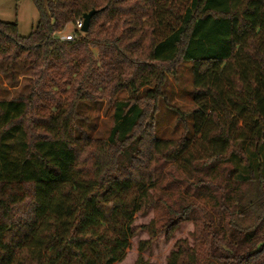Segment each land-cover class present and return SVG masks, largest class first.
I'll use <instances>...</instances> for the list:
<instances>
[{
  "label": "trees",
  "instance_id": "trees-1",
  "mask_svg": "<svg viewBox=\"0 0 264 264\" xmlns=\"http://www.w3.org/2000/svg\"><path fill=\"white\" fill-rule=\"evenodd\" d=\"M31 1L28 36L0 21L9 83L15 65L35 74L0 99V264H116L150 209L151 239L194 226L166 264H264V0ZM90 11L86 33L60 40ZM182 64L194 109L179 137L156 138ZM59 79L62 99L45 90ZM84 101L114 108L106 139L79 125Z\"/></svg>",
  "mask_w": 264,
  "mask_h": 264
},
{
  "label": "rangeland",
  "instance_id": "rangeland-1",
  "mask_svg": "<svg viewBox=\"0 0 264 264\" xmlns=\"http://www.w3.org/2000/svg\"><path fill=\"white\" fill-rule=\"evenodd\" d=\"M38 19V11L31 0H0V21L16 23L21 36H28ZM72 30V25H67L62 34ZM92 52L96 59L98 49H93ZM5 69V64L0 62V99L9 100L19 95L28 94L35 80L34 71L25 70L15 65L17 84L11 86L12 84L9 83L4 74ZM176 71V76H168L164 88L165 104L169 106L163 104L164 100L160 101L158 113L153 123V134L156 138L172 139L179 137L183 132V126L179 122L180 114L185 115V119L189 120L188 114L194 109L190 95L192 80L190 66L187 64L179 65ZM69 88L70 86L66 84V81L59 79L57 83L49 84L45 90L52 94L55 93L61 98V95L65 94ZM117 99L125 101L126 94H120ZM113 111L114 108L107 107L104 102L100 105L99 103L84 101L79 109L80 119L78 123L82 128L89 131L92 138L106 139L114 126ZM47 112L48 109L40 115H45ZM193 140L194 138H192V142H195ZM155 219L156 214L151 209L144 215H135L132 225L135 232L134 237L129 241V246L126 248L122 260L116 264H136L139 256L138 244L143 241H151L148 250L141 254L143 261L147 264H166L167 258L170 252L174 250L177 242L186 240L189 244L193 243L191 235L194 233V226L190 221L181 223L172 235L158 234L155 239H151L148 233L140 227L150 224Z\"/></svg>",
  "mask_w": 264,
  "mask_h": 264
},
{
  "label": "built area",
  "instance_id": "built-area-1",
  "mask_svg": "<svg viewBox=\"0 0 264 264\" xmlns=\"http://www.w3.org/2000/svg\"><path fill=\"white\" fill-rule=\"evenodd\" d=\"M81 28H82V20L81 21H77L75 24V27L73 28L72 31L66 33V34H62L63 32H59V36H60V40L65 41V42H72L75 39V31L82 33L81 32Z\"/></svg>",
  "mask_w": 264,
  "mask_h": 264
},
{
  "label": "water",
  "instance_id": "water-1",
  "mask_svg": "<svg viewBox=\"0 0 264 264\" xmlns=\"http://www.w3.org/2000/svg\"><path fill=\"white\" fill-rule=\"evenodd\" d=\"M94 14H95V11H90L89 13L83 15L82 28H81L82 33H86L88 31L90 20Z\"/></svg>",
  "mask_w": 264,
  "mask_h": 264
}]
</instances>
